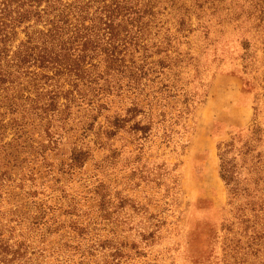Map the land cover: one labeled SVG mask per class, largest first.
<instances>
[{
    "label": "trees",
    "instance_id": "16d2710c",
    "mask_svg": "<svg viewBox=\"0 0 264 264\" xmlns=\"http://www.w3.org/2000/svg\"><path fill=\"white\" fill-rule=\"evenodd\" d=\"M250 19L257 21L255 30L264 25V0H0V200H20L6 222L0 213V264L145 258L139 245H154L157 231L128 243L115 216L103 218L112 227L102 237L97 228L87 230V214L74 213L68 203L57 215L48 199L63 192L60 180L81 171L93 150L105 152L101 167L109 169L132 147L128 153H136L138 166L147 162L143 152L154 138L178 160L163 159L152 170L169 180L172 197L179 196L171 175L217 75L206 74L193 41L206 44L216 28L222 33ZM226 154L219 153V177L233 193L236 173ZM142 169L133 167L132 176L143 179ZM45 183L53 187L45 190ZM98 190L99 209L108 212L111 198ZM115 198V208H122L118 193ZM223 230L234 233L223 243L224 264H264L262 219L233 215ZM191 243L199 247L191 256L195 264L208 261L197 239Z\"/></svg>",
    "mask_w": 264,
    "mask_h": 264
},
{
    "label": "rangeland",
    "instance_id": "374dc122",
    "mask_svg": "<svg viewBox=\"0 0 264 264\" xmlns=\"http://www.w3.org/2000/svg\"><path fill=\"white\" fill-rule=\"evenodd\" d=\"M256 25L257 21L250 19L238 24L237 28L226 27L222 33L216 28L209 36L211 44L193 41V51L200 54V64L206 74L217 73L223 78L219 79L215 91L208 94L207 103L198 105L195 110L197 129L190 134L183 155L178 156L181 165L171 175L172 180H178L179 196L172 197L167 191L169 180L157 179L156 170H152V165L163 159L169 158L170 164L178 160L176 155H170L169 149L163 151L154 138L143 152L147 162L138 166L134 164L136 153H128L132 147L123 148L119 163L109 169L101 167L105 152L93 150L92 158L87 159L81 171H76L70 180H60L59 185H64L63 192L51 195L47 202L57 206L53 213H64L71 203L74 213L87 214V230L97 228L102 237L108 233L104 230L103 218L111 222L116 216L117 230L128 243H139V233L157 231L159 236L154 245L144 247L139 243L147 253L146 257H134L126 264H195V258L191 257L199 249L191 243L195 239L202 248L201 253L205 251L203 257L208 259L204 264H224L225 237L233 236L237 231L235 227L234 233L223 230L226 222L233 215L251 221L258 217L264 221V25L255 30ZM204 46L205 52L201 53ZM235 89L241 91L252 111L245 127L228 133L225 128L211 124L216 112L232 103L230 91L234 93ZM102 121L100 118L97 124ZM93 139V134L87 132V143ZM123 142L116 145L120 147ZM209 150H212V156ZM221 151L227 152L226 159L236 173L233 193L219 177ZM133 167L144 170L145 177L138 180L137 175L132 176ZM100 183L102 188H99ZM43 187L46 190L53 185L45 183ZM98 189L111 198L110 203H104L109 207L108 212L99 209ZM115 193L122 199V208H115L119 201ZM12 196L0 200L1 221L10 218V213L16 209V201H20ZM71 198L76 204H72ZM111 225L105 229H111ZM87 260L89 264L96 263V258L88 257Z\"/></svg>",
    "mask_w": 264,
    "mask_h": 264
},
{
    "label": "crops",
    "instance_id": "0c3cea01",
    "mask_svg": "<svg viewBox=\"0 0 264 264\" xmlns=\"http://www.w3.org/2000/svg\"><path fill=\"white\" fill-rule=\"evenodd\" d=\"M222 76L223 75L220 74L216 75L213 78L209 90V96L212 94V92L215 91L214 89L217 88V83L219 79L223 78ZM230 93L232 103H230V105L226 109H222L216 112L217 115L213 116L211 124V126L213 127L219 126L223 129L225 128V131L236 130L245 127L249 122L252 111V107L244 101L239 89H235L234 93L230 91ZM208 153L210 154V156H212V150H209Z\"/></svg>",
    "mask_w": 264,
    "mask_h": 264
}]
</instances>
